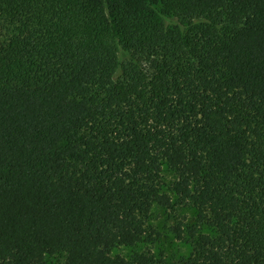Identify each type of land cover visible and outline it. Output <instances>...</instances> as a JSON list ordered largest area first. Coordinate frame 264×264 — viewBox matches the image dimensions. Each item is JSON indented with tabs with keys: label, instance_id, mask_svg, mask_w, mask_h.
Returning a JSON list of instances; mask_svg holds the SVG:
<instances>
[{
	"label": "trees",
	"instance_id": "trees-1",
	"mask_svg": "<svg viewBox=\"0 0 264 264\" xmlns=\"http://www.w3.org/2000/svg\"><path fill=\"white\" fill-rule=\"evenodd\" d=\"M172 193L174 264H264V0H0V264H157Z\"/></svg>",
	"mask_w": 264,
	"mask_h": 264
},
{
	"label": "rangeland",
	"instance_id": "rangeland-1",
	"mask_svg": "<svg viewBox=\"0 0 264 264\" xmlns=\"http://www.w3.org/2000/svg\"><path fill=\"white\" fill-rule=\"evenodd\" d=\"M165 189L169 192L176 175L167 166L164 167ZM170 193V192H169ZM170 206H155L150 222L153 224L149 234L131 246H121L114 249V254H120L130 258L134 254L148 253L157 257V264H174L187 256L191 251L192 242L188 239H179L175 232V227H182L191 235V228L200 231L199 210L193 205H181L177 201V196L173 193ZM207 227L202 231L208 232ZM66 254L59 253L48 255L46 264H64Z\"/></svg>",
	"mask_w": 264,
	"mask_h": 264
}]
</instances>
